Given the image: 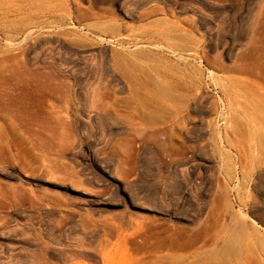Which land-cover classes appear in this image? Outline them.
<instances>
[{
	"label": "rangeland",
	"instance_id": "374dc122",
	"mask_svg": "<svg viewBox=\"0 0 264 264\" xmlns=\"http://www.w3.org/2000/svg\"><path fill=\"white\" fill-rule=\"evenodd\" d=\"M261 2L0 0V264H264Z\"/></svg>",
	"mask_w": 264,
	"mask_h": 264
},
{
	"label": "bare ground",
	"instance_id": "6f19581e",
	"mask_svg": "<svg viewBox=\"0 0 264 264\" xmlns=\"http://www.w3.org/2000/svg\"><path fill=\"white\" fill-rule=\"evenodd\" d=\"M263 3H264V0H263ZM152 6H150V8H151ZM154 7H156V6H153L152 7V9L154 8ZM158 8V7H157ZM146 9V8H145ZM147 9H149V8H147ZM152 9H150V10H152ZM146 12H147V10H145ZM149 11V10H148ZM145 12H143V14H144ZM258 14L259 15H263L264 14V6H263V4H262V2H261V4L259 5V8H258ZM257 25H259V24H261V19H259V18H257V23H256ZM257 25H256V27H257ZM256 27H255V29L253 28V29H251L252 31H251V35L249 36V47H248V52L249 53H254V52H260V51H264V45L263 46H257V45H255L254 44V40H255V34L257 33L256 32ZM260 27V26H259ZM258 30V29H257ZM256 32V33H255ZM264 33V32H263ZM258 36V35H257ZM257 36H256V40H257ZM259 38V37H258ZM264 39V38H263ZM257 44V43H256ZM246 48V47H245ZM247 50V49H246ZM245 54H247V53H245ZM255 54V53H254ZM256 57V56H255ZM264 57V56H263ZM257 58H259V57H257ZM261 62V61H260ZM264 62V61H263ZM258 63V62H257ZM254 65H256V64H254ZM253 65V66H254ZM255 76V75H254ZM159 242H160V244L159 245H161V241H160V239H159ZM157 245V244H156ZM160 247V246H159ZM100 259H101V257H100ZM103 259V258H102Z\"/></svg>",
	"mask_w": 264,
	"mask_h": 264
}]
</instances>
